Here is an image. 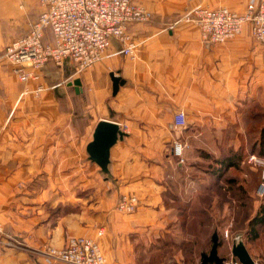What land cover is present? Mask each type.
Wrapping results in <instances>:
<instances>
[{
	"label": "crops",
	"instance_id": "1",
	"mask_svg": "<svg viewBox=\"0 0 264 264\" xmlns=\"http://www.w3.org/2000/svg\"><path fill=\"white\" fill-rule=\"evenodd\" d=\"M39 1L0 0V264H26V257L32 264L24 246L44 264L46 247L99 229L106 264H184L165 240L177 229L164 200L176 159L171 143L188 132L197 150L238 149L245 112L264 108V43L250 23L223 43L205 44L196 24L174 22L197 5L240 13L258 0H143L153 18L129 26L138 44L132 56L111 55L121 47L111 39L92 66L76 71L70 59L50 60L22 82L2 53L37 20ZM50 41L45 30L42 43ZM38 86L45 88L38 96L22 93ZM180 111L186 127L175 129ZM100 121L123 132L106 170L87 151ZM121 194L138 198L134 212L116 210Z\"/></svg>",
	"mask_w": 264,
	"mask_h": 264
},
{
	"label": "built area",
	"instance_id": "2",
	"mask_svg": "<svg viewBox=\"0 0 264 264\" xmlns=\"http://www.w3.org/2000/svg\"><path fill=\"white\" fill-rule=\"evenodd\" d=\"M41 11L28 31L5 46L2 56L14 65V72L22 82L34 77L33 69L47 61L57 65L70 59L76 71H81L101 61L111 39L121 47L114 54L132 56L137 45L130 38L129 26L133 23H148L153 14L136 0H40ZM181 21L196 24L201 41L205 44H218L239 34L245 23L251 24L253 38L264 43V0L247 4L243 12L228 7L210 8L197 5L186 10L174 23ZM45 30H49L51 41L42 43ZM54 87V86H53ZM44 87L25 89L22 93L38 96ZM173 127H186L185 113L174 115ZM188 147L183 139L172 142L171 153L178 164L184 163V151ZM249 162L263 165V160L255 155ZM264 194V183L258 188ZM138 206L134 194H121L116 210L131 213ZM103 230H97V237ZM45 264H106L105 256L96 238L91 236H70L64 247L48 246L43 250ZM224 261L222 262V264Z\"/></svg>",
	"mask_w": 264,
	"mask_h": 264
},
{
	"label": "rangeland",
	"instance_id": "3",
	"mask_svg": "<svg viewBox=\"0 0 264 264\" xmlns=\"http://www.w3.org/2000/svg\"><path fill=\"white\" fill-rule=\"evenodd\" d=\"M256 130V127L249 128V134L242 136L236 151L240 155L239 162L223 170L220 176L211 174L212 163L200 159L188 132L179 136L188 147L184 151V163L176 164L175 159L174 167L166 172L167 198L164 199L175 211L177 229L171 230L165 240L171 252L177 247L182 251L184 264H216L204 261L211 250L213 232L218 233L221 241L217 255L223 264H241L231 253L232 239L236 235L243 240L255 264H264V223L254 228L249 225L250 220L264 210V194L258 191L264 183V154H259V145L253 146L259 136ZM224 154L229 156L232 152ZM251 155L263 160V165L249 162ZM91 237L96 238V233ZM24 249L34 264L36 249L27 246ZM27 261L26 257V264Z\"/></svg>",
	"mask_w": 264,
	"mask_h": 264
},
{
	"label": "water",
	"instance_id": "4",
	"mask_svg": "<svg viewBox=\"0 0 264 264\" xmlns=\"http://www.w3.org/2000/svg\"><path fill=\"white\" fill-rule=\"evenodd\" d=\"M114 91L118 87L119 78L114 77ZM75 86L80 85L78 79L73 81ZM123 136V132L119 126L113 122L100 121L95 127L93 133V140L88 144L87 151L90 159L98 163L103 169H107L109 149L116 142L118 138ZM231 253L235 256L241 264H255L252 256L246 248L243 240L239 235H236L232 239ZM205 262H215L216 264H222L223 260L217 255L216 242H214L208 256H204Z\"/></svg>",
	"mask_w": 264,
	"mask_h": 264
},
{
	"label": "trees",
	"instance_id": "5",
	"mask_svg": "<svg viewBox=\"0 0 264 264\" xmlns=\"http://www.w3.org/2000/svg\"><path fill=\"white\" fill-rule=\"evenodd\" d=\"M246 115V135L249 134V128H257L258 140L253 143V146L259 145V154H264V108L260 105H253L247 109ZM237 149L227 146L222 143L216 151H208L205 149H199L200 159H204L214 165L211 170V174L214 176H220L223 170L228 167H234L240 160V155L236 152ZM218 152V153H217ZM225 152H232V155H225ZM220 154V155H218ZM206 190V189H205ZM209 190V189H208ZM264 223V210L255 215L249 222L251 228ZM211 248L216 242V247L220 245L221 241L217 232H213L210 238ZM204 256V253H202ZM206 256V255H205Z\"/></svg>",
	"mask_w": 264,
	"mask_h": 264
}]
</instances>
